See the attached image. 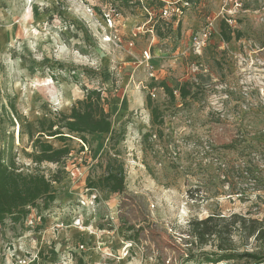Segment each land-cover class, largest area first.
I'll list each match as a JSON object with an SVG mask.
<instances>
[{"label": "rangeland", "instance_id": "obj_1", "mask_svg": "<svg viewBox=\"0 0 264 264\" xmlns=\"http://www.w3.org/2000/svg\"><path fill=\"white\" fill-rule=\"evenodd\" d=\"M223 20L239 40H223ZM161 81L192 94L171 100L151 87ZM85 88L102 92L125 131L123 193L88 187L105 172L110 134L74 137L63 162L41 165L19 134L12 104L34 122L69 112ZM149 95L164 114L159 133ZM0 151L25 173L61 179L49 209L6 221L0 264H254L206 262L218 242L200 246L190 222L225 217L239 253H264L231 225L233 214L264 224V0H0Z\"/></svg>", "mask_w": 264, "mask_h": 264}, {"label": "trees", "instance_id": "obj_2", "mask_svg": "<svg viewBox=\"0 0 264 264\" xmlns=\"http://www.w3.org/2000/svg\"><path fill=\"white\" fill-rule=\"evenodd\" d=\"M129 1V0H126ZM162 16V14H161ZM235 39L242 37L239 31L232 30L226 20L221 23V36L225 42H230L235 34ZM160 86L171 100H176L177 95L181 99H187L191 94V86L182 84L172 87L169 83L161 81L151 83L152 88ZM85 98L78 100L69 112L56 111L51 116H45L31 122L28 117L21 115L16 106L12 104L14 118L19 124L21 137L27 136L34 143L35 152L28 156L32 161L41 165L43 163L60 164L71 153L67 145L69 140L78 137L85 144L88 138L94 134H110V147L105 152V172L98 181L88 184L90 189H102L111 193H123L126 188V171L124 163L120 160V143L124 140L125 131L117 132L111 120V114L106 109V98L97 89H84ZM177 91V93H176ZM147 105L151 111L152 124L158 127V133L165 122L162 109L153 103L151 95L147 97ZM152 133L144 134L147 142ZM56 139L63 142L61 147H56L50 140ZM114 150V153H111ZM56 175L50 178L43 173H25L13 161H7L0 151V246L1 237L5 236L6 221L11 220L13 224L21 223L32 209H49L57 198V190L54 182H60ZM241 225L249 235L262 242L264 246V224L256 219L247 220L238 214L232 215L231 225ZM191 234L200 246H205L214 238L217 240L218 252L204 253L205 261L217 263L221 261H234L247 258L254 264L264 263V253H239L231 240V231L228 229L225 217L211 215L201 220L190 222ZM226 244V242H228ZM189 258H194L191 254ZM188 259V260H191ZM84 264L83 259L78 260Z\"/></svg>", "mask_w": 264, "mask_h": 264}, {"label": "built area", "instance_id": "obj_3", "mask_svg": "<svg viewBox=\"0 0 264 264\" xmlns=\"http://www.w3.org/2000/svg\"><path fill=\"white\" fill-rule=\"evenodd\" d=\"M114 11V9H112ZM177 10H179V8H177ZM174 11V10H173ZM162 17H168L170 16L168 14V7L167 5H164L163 9H162ZM106 17L108 18V21H110V14H107ZM210 31L207 30V31H204L202 33V35L200 37H195V42L199 45V47L202 49L203 46L206 45V41L208 40L209 36H210Z\"/></svg>", "mask_w": 264, "mask_h": 264}, {"label": "bare ground", "instance_id": "obj_4", "mask_svg": "<svg viewBox=\"0 0 264 264\" xmlns=\"http://www.w3.org/2000/svg\"><path fill=\"white\" fill-rule=\"evenodd\" d=\"M55 100H57V99H55Z\"/></svg>", "mask_w": 264, "mask_h": 264}]
</instances>
